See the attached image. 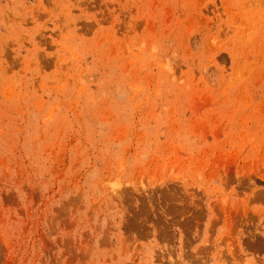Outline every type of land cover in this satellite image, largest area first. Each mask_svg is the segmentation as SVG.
I'll return each mask as SVG.
<instances>
[{"label": "rangeland", "instance_id": "1", "mask_svg": "<svg viewBox=\"0 0 264 264\" xmlns=\"http://www.w3.org/2000/svg\"><path fill=\"white\" fill-rule=\"evenodd\" d=\"M0 264H264V0H0Z\"/></svg>", "mask_w": 264, "mask_h": 264}]
</instances>
